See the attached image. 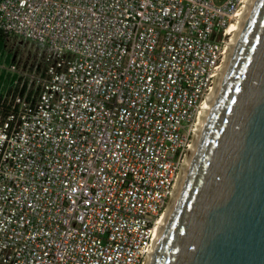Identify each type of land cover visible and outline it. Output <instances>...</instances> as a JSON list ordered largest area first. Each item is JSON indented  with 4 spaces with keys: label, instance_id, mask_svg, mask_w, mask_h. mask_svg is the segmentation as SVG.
I'll return each mask as SVG.
<instances>
[{
    "label": "built area",
    "instance_id": "obj_1",
    "mask_svg": "<svg viewBox=\"0 0 264 264\" xmlns=\"http://www.w3.org/2000/svg\"><path fill=\"white\" fill-rule=\"evenodd\" d=\"M242 0H0V264H143Z\"/></svg>",
    "mask_w": 264,
    "mask_h": 264
},
{
    "label": "water",
    "instance_id": "obj_2",
    "mask_svg": "<svg viewBox=\"0 0 264 264\" xmlns=\"http://www.w3.org/2000/svg\"><path fill=\"white\" fill-rule=\"evenodd\" d=\"M143 264H264V0H245Z\"/></svg>",
    "mask_w": 264,
    "mask_h": 264
},
{
    "label": "rangeland",
    "instance_id": "obj_3",
    "mask_svg": "<svg viewBox=\"0 0 264 264\" xmlns=\"http://www.w3.org/2000/svg\"><path fill=\"white\" fill-rule=\"evenodd\" d=\"M233 33V32H232ZM232 36V34H231ZM15 52L10 51L8 48V45L6 46L5 43L0 42V64L3 65H8L13 62V57H14Z\"/></svg>",
    "mask_w": 264,
    "mask_h": 264
},
{
    "label": "bare ground",
    "instance_id": "obj_4",
    "mask_svg": "<svg viewBox=\"0 0 264 264\" xmlns=\"http://www.w3.org/2000/svg\"><path fill=\"white\" fill-rule=\"evenodd\" d=\"M244 1L245 0H242V5L238 9H236L233 18L230 21V24H229V27H228V31H229L230 35L233 34L232 32H234V30H236V28H237V22L239 20L240 15H241V10L244 7Z\"/></svg>",
    "mask_w": 264,
    "mask_h": 264
}]
</instances>
